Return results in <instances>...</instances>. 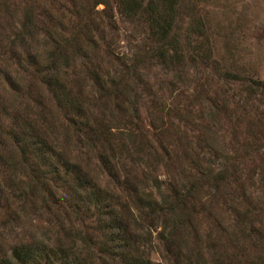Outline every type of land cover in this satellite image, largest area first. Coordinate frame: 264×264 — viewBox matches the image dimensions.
Listing matches in <instances>:
<instances>
[{"label":"rangeland","instance_id":"1","mask_svg":"<svg viewBox=\"0 0 264 264\" xmlns=\"http://www.w3.org/2000/svg\"><path fill=\"white\" fill-rule=\"evenodd\" d=\"M0 1L5 4L0 3V41H5L12 37L19 7L12 0ZM41 1L38 9H51L57 19L60 10L69 13L85 0H77L75 5L71 0ZM108 2L113 12L111 19L104 13L102 2L95 4L91 0L89 4L102 35L94 32L99 44L94 50L101 64L99 71H104L105 79L106 72L111 74L121 65L119 61L135 62L136 70L127 76L130 100H126L123 119L130 117V129L134 134L142 132L139 141H145L135 146L131 161L117 154L115 165L121 170L120 177V161L125 168L130 167L143 189L145 203L153 198L160 200L173 184L186 192L187 202L179 207L190 217H180L182 211L173 207V197H165L169 202H165L166 213L152 214L150 206L139 209L135 204L138 198L121 194L95 152L80 150L72 136L71 146L65 150L71 148L73 156L99 185L116 190L122 200L135 207L132 230L140 233L138 244L153 260L167 264H221V255L227 264L226 255L231 253L240 264L246 259L251 264H264V252L251 241L255 236L252 227L260 226V232H264V0H170L172 28L168 41L182 46V56L173 64L153 56L159 50V40L150 36L147 21L119 12L116 0ZM33 41H37L34 51L43 55L47 50L44 41L49 38L41 34ZM73 68L77 79H81L86 104L94 102L97 93L88 68L79 61ZM104 102L111 99L104 98L100 103ZM53 114L58 115V122L67 123L58 110ZM113 121L117 122L116 116ZM61 123L56 127L60 140L72 133L64 132ZM161 126L163 131L158 135L156 129ZM162 145L167 147L165 152ZM222 167L227 169V176L219 180L217 188L199 173L200 169ZM5 172L15 182L24 183L20 182L25 177L20 167ZM51 190L59 196L54 199L67 195L66 188ZM9 196L14 211L10 207L9 216L0 211V241L6 250L12 243L33 237L49 243L56 238L68 243L74 240L88 248L96 247L89 237L103 239L104 235L94 229V218H76L65 211L63 202L46 209L42 204V200L49 199L45 189L30 197L22 196L15 188ZM33 199L35 204L31 203Z\"/></svg>","mask_w":264,"mask_h":264},{"label":"trees","instance_id":"2","mask_svg":"<svg viewBox=\"0 0 264 264\" xmlns=\"http://www.w3.org/2000/svg\"><path fill=\"white\" fill-rule=\"evenodd\" d=\"M71 1L75 5L77 0ZM100 2L104 4V13L111 19L113 12L108 0H93L95 4ZM116 2V8L125 16H137L147 21L150 36L159 40V50L153 52L150 49L153 56L167 64H173L182 56L179 53L182 49L180 43L168 41L172 28L170 0ZM0 3L4 4V1ZM12 3L19 7L12 37L0 41V211L7 213V216L10 207L14 211L9 194L15 188L22 196L31 195L30 197L38 190L45 189L49 199L42 200V204L46 209L63 202L66 204L65 211L76 218H94V229L104 236L100 241L89 237L95 241V248L83 247L74 240L68 243L56 238L49 243L47 239L33 237L12 243L6 250L0 241V264H167L153 260L140 248V233L132 230V220L136 219L133 211L135 207L126 199L122 200L116 190L99 185L84 170L79 159L73 156L71 148L65 150L71 146L72 136L80 150L95 152L104 172L116 188L120 187L121 194L138 198L140 203L137 201L135 204L139 209L150 206L152 214L166 213L165 197H173V207L182 211L180 217H190V213L186 216L179 207L187 202L186 192H181L173 184L167 195L162 194V200L153 198L151 202L145 203L142 198L143 189L130 167L125 168L120 161L123 171L120 177L121 170L115 165L114 157L117 154L120 156L122 153L131 161L135 146L145 142L139 141L142 132L135 131L134 134L130 129V117L123 119L126 100H130L127 76L131 70H136L135 62L122 64L119 61L121 65L111 74L106 72V78H103L104 71H99L101 64L94 52L99 45L95 41L94 32L97 31L100 37L102 35L99 22L94 20L90 12L91 0L80 1L75 5L78 7L70 9L69 13L60 10L57 19H54L51 9H38L41 0H12ZM41 34L49 38V41H44L47 50L43 55L33 49L37 42L33 41L34 37ZM169 48H172L171 53L168 52ZM138 60L135 58V61ZM77 61L88 68V75L94 79L97 97L94 96L95 101L90 104H86L80 90L81 79H77L73 68ZM132 96L136 98L135 90ZM104 98L111 99V102L100 103ZM17 99L22 101L16 102ZM57 110L66 124L58 122V115L54 116L53 111L56 113ZM134 111L136 114L135 106ZM114 116L117 122L113 121ZM59 123L63 125L64 132L70 130L73 134H66L60 140V131L56 130ZM156 130L159 135L163 131L162 126ZM115 133L119 136H115ZM201 138L200 135L198 139ZM161 149L165 152L167 147L162 145ZM216 154L224 155L218 152ZM15 166L24 170L25 177L20 179L24 183L15 182L17 180L5 172ZM226 170L225 167L209 168L206 171L200 169L199 173L213 181L214 188H217L219 180L226 178ZM53 187L66 188L67 195L54 199L53 197L59 196L55 190H51ZM252 228L255 236H251V241L264 252V232H260V226ZM249 236L250 233L247 237ZM219 257L220 263L224 264L222 256ZM233 257L234 254L227 253L228 260L225 263L240 264ZM244 264L251 263L246 259Z\"/></svg>","mask_w":264,"mask_h":264}]
</instances>
